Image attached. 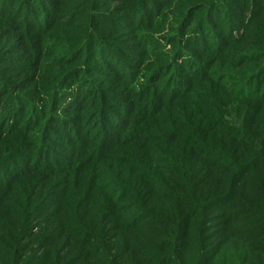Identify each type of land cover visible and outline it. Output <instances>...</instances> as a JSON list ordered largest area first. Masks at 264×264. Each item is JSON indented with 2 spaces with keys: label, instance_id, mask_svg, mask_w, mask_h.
<instances>
[{
  "label": "rangeland",
  "instance_id": "1",
  "mask_svg": "<svg viewBox=\"0 0 264 264\" xmlns=\"http://www.w3.org/2000/svg\"><path fill=\"white\" fill-rule=\"evenodd\" d=\"M0 264H264V0H0Z\"/></svg>",
  "mask_w": 264,
  "mask_h": 264
}]
</instances>
